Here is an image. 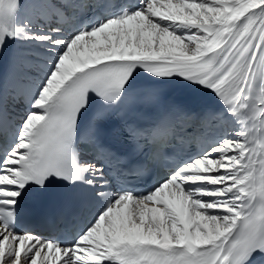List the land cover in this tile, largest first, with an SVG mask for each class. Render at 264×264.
I'll return each mask as SVG.
<instances>
[{"label": "snow or ice", "instance_id": "snow-or-ice-1", "mask_svg": "<svg viewBox=\"0 0 264 264\" xmlns=\"http://www.w3.org/2000/svg\"><path fill=\"white\" fill-rule=\"evenodd\" d=\"M15 44L33 50L0 80V264H264V0H0V54ZM141 76L223 108L125 121L135 159L94 137L81 162V121L99 105L106 123ZM157 166L146 191L123 186ZM57 181L87 188L91 219L64 242L17 231L25 195Z\"/></svg>", "mask_w": 264, "mask_h": 264}, {"label": "bare ground", "instance_id": "bare-ground-1", "mask_svg": "<svg viewBox=\"0 0 264 264\" xmlns=\"http://www.w3.org/2000/svg\"><path fill=\"white\" fill-rule=\"evenodd\" d=\"M22 2H23V0H22ZM18 45H20L21 48L24 47V48H27V49H32L29 45H26V44H18ZM32 50H33V49H32ZM28 57H29V56H27V59H26V60H28ZM29 70L32 71V72L37 73L34 69H31V68H30Z\"/></svg>", "mask_w": 264, "mask_h": 264}]
</instances>
